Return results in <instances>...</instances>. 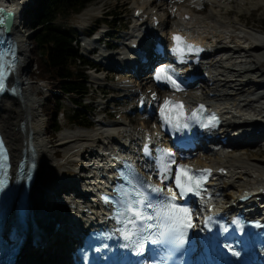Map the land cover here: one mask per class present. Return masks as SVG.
Listing matches in <instances>:
<instances>
[{
	"label": "bare ground",
	"instance_id": "obj_1",
	"mask_svg": "<svg viewBox=\"0 0 264 264\" xmlns=\"http://www.w3.org/2000/svg\"><path fill=\"white\" fill-rule=\"evenodd\" d=\"M154 1L159 3L156 9L151 7ZM163 1L138 0L134 3L133 12L141 10V13L136 18L132 14L134 25L126 35L137 44V48L142 49L151 58H156L159 54L154 55L150 51L151 22L144 17L157 16L160 21L158 28L160 34L165 35L164 39L171 32L177 31L184 33L188 40L201 42L205 48L199 61L191 66L190 71L194 74L205 73L206 77L200 80L201 83H198L197 88L179 95L188 105L203 102L207 106H215L222 112V123L214 131L206 133L199 142V148L204 154L190 159V162L197 166L214 168L215 173L218 170L226 171L225 174H218L210 183L206 192L207 204L204 208L212 204L214 209L224 213L235 214L237 211H244L264 218V193H262L264 156L261 157L262 150L258 149L256 152L246 150L247 146H255L258 143L264 146V71L260 69L262 63L260 56L264 55V33L248 27L237 18L227 19L221 16L223 7L229 5L230 0H186L185 4L172 7L166 6ZM202 1L208 3L207 12L210 11L203 16L197 15L193 12V8L191 9L201 6ZM259 1L248 0V3L256 6ZM0 6L13 12L10 33L16 40L18 54L14 76L21 88L20 97L12 95L0 99V132L9 147L14 168L23 150L33 149L31 156L35 161L37 172L31 186L30 197L38 215L36 220L40 234L43 237L47 236L46 247L34 257V263L65 264L69 252L68 249L66 251L62 240L67 238L70 229L75 228L76 225L80 228L94 227L103 220L93 195L96 186L99 185L98 180L104 182L101 187H106L109 177L113 175L112 166L118 159L121 160V157H128L137 162L142 160L139 157L140 147L144 140L151 141L149 133L153 134L158 128L144 123L132 126L123 118L109 122L101 119L98 120L97 131L85 128L69 129L57 144H52L50 137L46 135V121L40 110L44 98L37 96L27 73L29 64L26 49L27 35L20 30L23 0H0ZM163 7V11L159 12ZM238 7L242 9L241 4ZM92 8H85L80 17L86 19L93 15ZM185 14L189 16L187 19L183 18ZM225 14H230V11ZM225 20L227 22L223 23ZM167 25L170 31L165 34L163 30ZM85 40L86 38L81 39L85 47L97 42L96 38L87 42ZM122 53L124 52L120 54ZM104 55V52H100L99 59L104 58ZM118 58L119 55L111 61V64L120 66L123 72L132 74L134 82L138 81L140 74L133 67V55L125 54L124 60L129 61L127 64L119 61ZM188 68L184 66L182 71L186 72ZM149 73L151 70L146 73L147 78L143 77L144 81L149 80ZM101 80L100 75H91L90 81L100 84ZM116 83L110 87L121 88L124 96H128L131 90L124 77ZM157 94L162 99L165 93L157 90ZM128 112H132V109ZM18 114H22V118ZM147 127L148 129L145 130ZM102 132L105 133V141H101L99 136ZM97 142L102 146L94 149L93 146ZM52 148H61L67 157L75 156L76 162L89 160L88 164H83L81 167L84 174L79 179L58 173L60 191L65 194L60 200L55 199L56 192L51 183L57 164ZM89 148L91 150L87 151ZM80 151L88 158L80 159L79 157H82ZM70 186L75 188L74 196L70 194L72 193V190H69ZM242 195L252 196L240 202L238 200ZM56 222L62 224V229L58 232L53 230Z\"/></svg>",
	"mask_w": 264,
	"mask_h": 264
},
{
	"label": "rangeland",
	"instance_id": "obj_2",
	"mask_svg": "<svg viewBox=\"0 0 264 264\" xmlns=\"http://www.w3.org/2000/svg\"><path fill=\"white\" fill-rule=\"evenodd\" d=\"M138 2V0H95L91 4H89L87 7H93L94 13L91 16H88L85 18H81V13L72 16L69 18V20H63L60 19L62 24H66L70 31L73 32V34L76 37L77 46L79 49V53H84L83 48L80 47V40L85 36V34L91 33V31L87 32L88 29L94 30L96 26H99V30L97 33L101 32H108L107 36L104 38L106 41L105 44L111 47L112 49L108 52L112 53L114 48L116 50H121L120 45H118V42L121 40L127 31H131V26L134 25V21L131 19L132 14V7L134 3ZM165 5L173 6V5H181L185 4L186 0H175L173 2H168L167 0L163 1ZM243 2V3H242ZM34 3V0H23V8L21 13V24H20V30L23 34L27 35V54L29 56V64L27 67V73H29V79L32 81V88L37 93V96L45 98L42 101L41 104V113H42V106L45 103L46 97L48 93H50V86L47 85V90H38L37 87V81L34 80V77L31 75L33 72V56L31 53V37L32 30L29 26V22L27 20V14L26 10L24 12L25 7L29 8L30 5ZM158 1H154L151 3V7L156 9ZM159 4V3H158ZM239 4H241L242 9H239ZM201 6H195L191 7L193 8V12H195L197 15H205L208 9V3L206 1H202ZM86 7V8H87ZM164 7L159 9V12L163 11ZM96 11V13H95ZM227 11H230V14H225ZM210 13V11L207 12V14ZM223 17L227 19H239L241 23L246 24L248 27L256 28L257 30H260L264 33V0H260L259 4L256 6H252L250 3H248V0H230V4L226 7H223L222 9ZM227 22V20L223 21ZM225 25V24H224ZM166 28H169L167 25ZM165 28V30L168 32V30ZM237 28V27H236ZM97 37V35H94ZM93 38V37H91ZM90 38V39H91ZM82 44V42H81ZM101 43L99 44L96 42L93 44V49H97L105 45ZM91 50V51H92ZM92 54V52L90 53ZM117 56V54H115ZM115 55H112L115 56ZM260 59L262 60V63H260V69L264 71V55L260 56ZM78 68H86L81 65V63L78 61ZM104 75H108V77L104 80H101L100 84L97 85L94 82H91V76H87L85 85H86V93L82 96V102L83 106H79L82 111L80 113L85 116V119H83L84 127L75 126L69 121V116L72 115L73 109L77 107L75 103L72 102V100L78 101L79 98L76 96H66L63 100L60 101V111L57 117V124L58 128L51 127L47 122V117L42 116L43 119L46 121V135L50 137L52 144H57V142L62 138L64 133H67L69 129H77V128H85L89 130L97 131L99 126H97V123H94L95 120H101L103 119L104 122H109L112 120H119V118H123L129 122H131L132 126H139L142 123L144 125L151 126L152 120H140V117L136 115V113L133 111L131 113H127L129 109H133V105L131 104V95L129 97H122L123 91L122 90H115L110 89V85L112 83H116L121 77H125V79L128 78L129 74L128 72H125L123 75L121 73H117L114 71H102ZM142 73H144L142 71ZM97 75H100L97 73ZM201 83V82H200ZM133 85L136 84V82L132 83ZM198 87V84H195L192 89H195ZM43 114V113H42ZM22 118V114H18ZM148 128V127H147ZM54 132L55 136L51 137L49 135L50 132ZM101 137V141H105V133L99 134ZM261 144L258 143L255 146H247L246 150L250 152H256L258 149L262 150L261 157L264 156V146H260ZM100 146H102L101 143L97 142L94 144L93 148L98 149ZM102 148V147H101ZM90 151L91 148L87 149V151ZM52 154L54 156V159L56 160L57 164L55 167V174L54 177L51 178V183H53V190L56 192V198L55 199H63L65 194H62L60 191L61 184H59V174H63L64 176H73L77 177L78 179L81 177L84 172L81 171V167L83 164L88 163L89 160L86 159L84 161L76 162L74 159H76L75 156L67 157L66 153L62 151L61 148H52ZM82 153V157H87L85 153L80 151ZM54 153H59L58 156L54 155ZM198 153V154H197ZM73 154V153H72ZM71 154V155H72ZM204 154L203 151L198 148L195 150V155ZM88 158V157H87ZM58 183V184H57ZM78 188V184H76ZM56 190H55V189ZM75 188L71 187L69 190H72L71 195H73ZM56 203V202H55ZM59 207H62L60 203H57Z\"/></svg>",
	"mask_w": 264,
	"mask_h": 264
},
{
	"label": "snow or ice",
	"instance_id": "obj_3",
	"mask_svg": "<svg viewBox=\"0 0 264 264\" xmlns=\"http://www.w3.org/2000/svg\"><path fill=\"white\" fill-rule=\"evenodd\" d=\"M4 20L0 19V25L4 24ZM174 46L172 51L181 59L186 52H192L193 45L186 44L182 37L174 35L172 37ZM10 49L5 50L3 55H0V93L5 91V80L7 76V68L12 67V63L8 62L5 66L4 57L8 55ZM198 51V50H196ZM171 71L167 68L158 69L156 79L164 80L165 83L171 84V86L177 90H180V86L175 80L171 78L167 73ZM163 74V76L161 75ZM155 98V97H154ZM175 106L176 102L170 99L163 101V106L159 110L162 125H168L176 131L189 128L190 125L187 121L191 120L199 123L202 128L215 127L218 124V118L215 114L210 115L206 119L200 118V113L205 109L203 105H200L196 111H193L191 115L186 116L183 110V105H179L178 111H173L169 106ZM160 153L157 158L158 177L161 185H165V182L172 180L174 186L179 190V196L181 198L186 197L189 193L199 196L201 194L202 184L206 182V175L210 170H201V174L197 175V171L191 169L188 165L179 164L176 165V172L172 171V165L176 164L175 155L167 149H158ZM145 155H150L151 152L146 145L144 148ZM6 160V150L4 148V142L0 139V162ZM147 182H143L141 186L146 185ZM4 182L0 181V191L3 190ZM152 192L157 194L156 200L158 204L153 202V199L144 196V193L139 188L133 186L131 192L118 189L121 192L122 198L117 203L121 204V209L114 213V218L117 224L122 225V228H118L117 231L123 235V240L126 243L120 245V247L130 248L134 247L138 253H143L145 248V241H151L152 244H159L162 241L172 243L176 249H179L185 244L187 234L191 228L194 227L191 219V209L186 206H180L174 203L177 199L176 193L171 186H167V192L172 193L171 196H164L165 188L156 185H147ZM126 197L127 199H124ZM163 197V199H160ZM106 203H109V198H104ZM210 219V218H209ZM239 223V221H235ZM154 229H161L158 233L160 239H152L151 233ZM227 231V229H225ZM135 237V239H133ZM107 247V245H105ZM99 251V249H97ZM239 255V253H235Z\"/></svg>",
	"mask_w": 264,
	"mask_h": 264
},
{
	"label": "trees",
	"instance_id": "obj_4",
	"mask_svg": "<svg viewBox=\"0 0 264 264\" xmlns=\"http://www.w3.org/2000/svg\"><path fill=\"white\" fill-rule=\"evenodd\" d=\"M95 0H34L26 9L27 20L33 31L31 38V53L33 56L32 76L46 80L49 84L42 112L47 117L51 127L58 128L57 117L60 111V101L66 96H76L78 101L69 121L75 126L84 127L85 116L80 113L83 106L82 96L86 93L84 69L78 68L89 63L78 53L76 37L60 19L69 20L79 14ZM51 137L55 136L50 132ZM57 156L59 153L56 154Z\"/></svg>",
	"mask_w": 264,
	"mask_h": 264
},
{
	"label": "water",
	"instance_id": "obj_5",
	"mask_svg": "<svg viewBox=\"0 0 264 264\" xmlns=\"http://www.w3.org/2000/svg\"><path fill=\"white\" fill-rule=\"evenodd\" d=\"M0 19L4 20L5 22L4 24L0 25V38L2 37V39L4 40L2 43L4 42L7 43L8 42L7 40H9V35H11L10 27L13 23V12L0 6ZM32 35H33V32L30 35L31 38H32ZM12 70H13V73H15V67ZM14 87H15L14 90H16V93L14 94V96L20 97L21 88L19 87V83L16 78H15ZM29 150L31 151V153L33 152L32 148H29Z\"/></svg>",
	"mask_w": 264,
	"mask_h": 264
}]
</instances>
